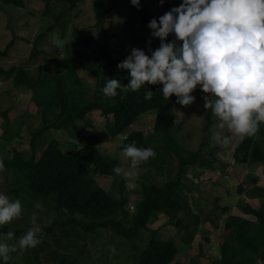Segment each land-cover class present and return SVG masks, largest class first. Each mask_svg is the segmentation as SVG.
Segmentation results:
<instances>
[{"label":"rangeland","instance_id":"1","mask_svg":"<svg viewBox=\"0 0 264 264\" xmlns=\"http://www.w3.org/2000/svg\"><path fill=\"white\" fill-rule=\"evenodd\" d=\"M181 2L182 0H163L161 4L160 0H139V7H136L130 0H119L117 8L107 16V32L113 35L108 43L116 49V54L124 58L130 55L132 48H139L150 56V49L158 48L160 40L151 36L152 30L148 28L149 21L153 18L158 19ZM25 4L24 7H18L13 4H4L0 0V66L4 68L23 67L36 78L49 76L51 73L58 74V62L68 56L69 50L83 51L72 34L74 28L86 31L99 43L106 42L105 34L96 25L93 0H76L74 6L69 0H53L52 7L48 11H45L44 0H25ZM143 12L146 13L147 19L144 18ZM50 27L52 30H49ZM40 36L41 38L37 40ZM174 39V34H169L166 42ZM76 71L82 79L84 89L88 87L93 95L97 89L96 78L83 68H77ZM85 91L88 98L89 91ZM204 94L197 86L191 93L195 97L192 104L181 106L177 103L175 105L176 123L172 130V138L179 145L191 150L199 149L201 143L207 141L203 146V153L213 150L218 158L214 164L215 169L200 170L198 167L193 172L190 171L183 179L180 193L189 206V210L186 208L181 211L179 217L185 226L180 229L169 222L167 215L159 213L149 222V229L144 230L141 238L133 241L115 234L111 229L84 233L81 229L70 230L56 227L48 243L44 244L45 250L42 253L38 246L28 248L31 249L33 262L19 258L20 254L28 252V249L23 252L17 249L13 254H9V264L12 262V264H47L48 254L54 250L71 254L77 259L78 264H135L137 261L135 255L138 254L136 246L145 247L151 236L150 230L155 229H158L163 239H172L176 242L178 252L174 263L188 262L195 258L202 264H218L217 260L221 257V248L226 236L225 224L229 216L239 215L254 219L253 215L244 212L240 204L250 203L258 207L260 200L249 197L253 185L248 183V179L250 176L257 177V185L264 186V165L260 163L246 165L235 161L234 151L241 140L247 136L238 138L225 131V134L232 138L229 144L223 147L210 140L216 117L212 115V121L210 120L211 123L206 128L207 110L203 107ZM5 110L8 111L11 119L8 133L9 136H14L13 140L3 137L5 124L2 115ZM106 123L107 119L99 110L89 113L84 121L79 122L84 127L85 133H96L100 137L103 151L117 159L118 166L127 168L128 159L123 156L120 148L125 135L112 138ZM154 124L155 114L145 113L127 129L126 133L141 130L145 134H151ZM41 126L42 118L36 113L32 91L27 87L15 86L12 79L0 78V156L8 154L12 157L15 150L24 153L31 151L32 132ZM260 128L264 130V123L259 125L252 137L261 141L264 147V135H260ZM44 138L57 140L61 143L63 151L68 154L74 152L76 148L64 129L53 128L45 133ZM158 140V135L152 139L154 143ZM41 153L42 151H39V156ZM157 156L154 155L146 162L140 163L136 169V175L130 178L132 187L126 190V194L129 195L126 210L130 214L135 212L136 201L140 197L133 193V189L139 187L141 180L151 179L162 184L170 179L169 177L175 178L177 175V157L167 149L161 150L160 157L162 156L165 162L162 166L172 169V172H169L157 169L156 163L160 162ZM152 161L154 164L151 165ZM222 163L225 164L224 167ZM1 165H3L2 161L0 162V192L11 200H15L19 198L15 190L17 192L21 190L20 185L22 186L24 179L15 181L11 169L3 168ZM96 179L103 187L116 194L120 192L121 183L125 182L122 175L114 178L97 174ZM243 182V188L240 190L239 186ZM21 194H26V191L21 190ZM20 200L30 201L29 207L24 208L20 201L21 215L0 225V228L9 227L15 230L33 228L37 235L41 234L56 217L52 202L31 200L26 195ZM48 209H51L50 212ZM33 213L36 214L35 224L32 223ZM12 242L14 241H9V243ZM254 264H264V260H258Z\"/></svg>","mask_w":264,"mask_h":264},{"label":"trees","instance_id":"2","mask_svg":"<svg viewBox=\"0 0 264 264\" xmlns=\"http://www.w3.org/2000/svg\"><path fill=\"white\" fill-rule=\"evenodd\" d=\"M1 1L18 7L26 5L25 0ZM44 1L45 11H48L52 7L53 0ZM69 1L72 6L75 5L76 0ZM118 2L119 0H93L96 25L105 34L106 42L99 43L86 31L74 28L72 34L83 51L69 50L68 56L58 62V74L51 73L49 76L36 78L23 67L0 66V78L12 79L15 86L27 87L32 91L36 113L42 118V126L32 132L31 151L24 153L15 150L12 157L8 154L0 156V162L2 161L4 165L1 166L11 169L15 181L24 179L20 187L21 190L26 191V194H21V190L19 192L15 190V194L19 197L17 199L20 200L26 195L31 200H50L53 204L56 217L38 235L40 243L36 246L41 253L45 250L44 244L48 243L56 227L81 229L84 233L111 229L115 234L133 241L141 238L144 230L149 229L152 218L162 213L169 217L171 224L181 229L185 225L179 213L186 208L189 210L180 193L183 179L198 167L200 170L215 169L214 164L218 158L213 150L205 154L202 151L207 141H203L199 149L191 150L179 145L172 138V130L176 123L177 98L173 94L169 100H165L160 93L161 84L149 85L146 82L135 92L131 90L121 92L117 89V95L111 98L101 93L100 89L110 78H116L122 84L128 82L127 70L117 68V64L125 58L116 54V49L108 43L113 35H109L106 28L107 16L117 8ZM143 16L147 19L146 13L143 12ZM50 28L49 30H52ZM77 68H83L96 78L97 89L93 95L88 87L84 89L82 86ZM148 88L153 91V95L151 99L145 100L144 92ZM85 90L89 91L88 98ZM96 110L107 119L106 127L112 138L125 135L120 144L121 149L133 141L137 147H151L155 155H158L157 159H160L159 164L156 163L159 171L172 172V169L162 166L165 163L163 157H160L162 149H167L177 157L175 178L169 177L170 179L162 184L144 179L140 181L138 188L133 189V193L140 197L137 198L135 212L132 214L126 210L129 202L126 190L130 188L125 187V182L121 183L120 192L116 194L103 187L96 179L97 174L116 178L117 175L112 169L118 166V160L103 151L100 137L96 133H85L84 127L79 124L89 113ZM145 113L155 114L153 132L145 134L141 130H132L126 133L127 129ZM2 117L5 124L3 137L13 140L14 136H9L8 133L11 119L7 110L3 112ZM206 119L205 127L208 128L212 121L210 109L207 110ZM53 128L67 131L70 140L75 143L74 152L68 154L63 151L60 142L44 138L45 133ZM259 130L260 135H264V130L261 128ZM156 135L159 136V140L154 143L152 139ZM39 151H42L40 156ZM234 158L236 162L246 165L255 163L264 165L262 142L252 136L243 138L234 151ZM150 164H154V161ZM224 165L222 163V167ZM248 183L253 185L249 197L260 200V203L258 207L250 203L240 204L244 212L253 215L254 219L239 215L229 216L225 224L226 236L221 248V257L217 260L218 264H254L258 260H264V186L257 185L258 178L254 176L249 177ZM243 185L244 182L240 184V190ZM20 201L24 208L29 207L30 201ZM50 210L48 209L49 212ZM7 231H12L15 238L27 230L0 228V232ZM150 233L151 236L145 247L136 246L138 254L135 255L137 259L135 264H202L195 258L188 262L174 263L178 252L176 242L172 239H163L158 229L150 230ZM57 251L48 254L47 264H78L77 259L71 254ZM28 252L20 254L19 258L33 262L31 249H28ZM45 258L47 260V255ZM5 263L9 264V261Z\"/></svg>","mask_w":264,"mask_h":264},{"label":"clouds","instance_id":"3","mask_svg":"<svg viewBox=\"0 0 264 264\" xmlns=\"http://www.w3.org/2000/svg\"><path fill=\"white\" fill-rule=\"evenodd\" d=\"M130 2L139 7V0ZM148 28L152 37L159 38V47L150 49V56L132 48L130 55L117 64V68L127 70L128 82L106 80L100 89L104 96L115 97L117 89L135 92L147 82L161 84L165 100L175 94L176 102L186 106L194 102L191 93L199 86L207 94L203 97L204 109H210L216 117L210 135L213 143L228 145L232 137L225 131L238 138L257 132L264 123V0H182L158 19H151ZM169 34L175 39L166 42ZM152 95L148 88L144 99ZM121 151L128 167L114 166L112 171L122 175L125 187L130 188L138 165L155 153L151 147H137L134 141ZM20 215V200H11L0 192V225ZM39 243L33 228L15 238L12 231L0 232V264H5L17 249L23 252Z\"/></svg>","mask_w":264,"mask_h":264}]
</instances>
